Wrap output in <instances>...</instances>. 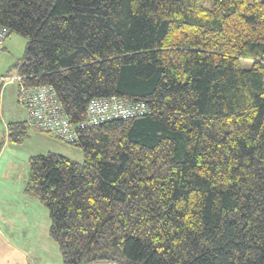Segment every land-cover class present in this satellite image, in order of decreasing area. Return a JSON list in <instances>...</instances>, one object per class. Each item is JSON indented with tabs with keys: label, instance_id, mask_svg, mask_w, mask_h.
<instances>
[{
	"label": "trees",
	"instance_id": "1",
	"mask_svg": "<svg viewBox=\"0 0 264 264\" xmlns=\"http://www.w3.org/2000/svg\"><path fill=\"white\" fill-rule=\"evenodd\" d=\"M0 26L72 125L96 98L147 107L80 130L82 163L28 159L63 264H264V0H0Z\"/></svg>",
	"mask_w": 264,
	"mask_h": 264
},
{
	"label": "rangeland",
	"instance_id": "2",
	"mask_svg": "<svg viewBox=\"0 0 264 264\" xmlns=\"http://www.w3.org/2000/svg\"><path fill=\"white\" fill-rule=\"evenodd\" d=\"M203 4L210 7L211 0H203ZM9 43L10 47L0 57V77L16 76L24 54L25 39L11 34L6 40ZM23 111L17 102V84L0 82V264H63L61 250L49 235L46 208L24 192L28 159L33 156L38 139L33 135L46 134L29 128L21 144L7 141V125L26 122ZM63 144L78 155L74 160L68 159L83 162L81 149Z\"/></svg>",
	"mask_w": 264,
	"mask_h": 264
},
{
	"label": "built area",
	"instance_id": "3",
	"mask_svg": "<svg viewBox=\"0 0 264 264\" xmlns=\"http://www.w3.org/2000/svg\"><path fill=\"white\" fill-rule=\"evenodd\" d=\"M9 37L6 28L0 26V56ZM4 85L17 84V102L27 114L29 128L44 132L51 137L73 144L78 140L80 130L118 119H132L145 115L147 107L142 102H128L118 97L92 99L86 110L84 122L72 125L55 94L48 86H26L21 76H2Z\"/></svg>",
	"mask_w": 264,
	"mask_h": 264
},
{
	"label": "crops",
	"instance_id": "4",
	"mask_svg": "<svg viewBox=\"0 0 264 264\" xmlns=\"http://www.w3.org/2000/svg\"><path fill=\"white\" fill-rule=\"evenodd\" d=\"M8 47H10V43L6 44V42H5V49H4L3 53L8 49ZM3 53L1 54V56L3 55ZM25 111L26 110L24 109L23 116L25 115ZM26 116H27V114H26ZM33 136L38 137L37 143L35 146V151H33V153H32L33 156L45 155L48 153H55V154H59V155H62L64 157H67V158H73V160L75 158H78V155L73 153L74 152L73 150H71L69 147L65 146L63 143L61 144V142L58 143L57 139H55V138H53L47 134L46 135L34 134ZM3 146H4V144H3Z\"/></svg>",
	"mask_w": 264,
	"mask_h": 264
}]
</instances>
